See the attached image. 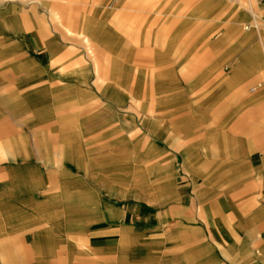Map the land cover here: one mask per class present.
I'll return each instance as SVG.
<instances>
[{
	"label": "rangeland",
	"instance_id": "374dc122",
	"mask_svg": "<svg viewBox=\"0 0 264 264\" xmlns=\"http://www.w3.org/2000/svg\"><path fill=\"white\" fill-rule=\"evenodd\" d=\"M188 1L0 0V20L19 16L27 29L4 38L0 24V76L19 65L46 70L39 85L0 87V117L12 126L0 120V164L46 158L58 166L82 155L103 174L84 180L100 209L130 206L144 216L170 214L173 180L218 187L264 176V15L251 0ZM241 64L248 71L237 69L232 85ZM38 168L32 175L44 180L8 208L36 215L24 229L53 219L57 185L46 179L57 174ZM83 170L92 175L89 164ZM4 216L0 264H37L33 242L9 236L14 224Z\"/></svg>",
	"mask_w": 264,
	"mask_h": 264
},
{
	"label": "crops",
	"instance_id": "0c3cea01",
	"mask_svg": "<svg viewBox=\"0 0 264 264\" xmlns=\"http://www.w3.org/2000/svg\"><path fill=\"white\" fill-rule=\"evenodd\" d=\"M189 3L193 0L188 1L187 7ZM251 3V8L264 15V0H251ZM18 20L19 16L0 20V24L6 26L1 31L2 37L13 39L24 30L27 32L25 28L19 29ZM19 66L17 73L2 68L1 88L39 85L43 77L38 73L46 72L44 65ZM237 69H241V73L248 71L244 65H238L235 80L227 78L232 85L238 82ZM7 98L10 104L15 103L11 93ZM34 98L38 100L39 94ZM233 98L228 102L234 101ZM5 119L1 115V126L7 129L10 125ZM15 139L11 141L12 146ZM16 149L26 152L18 144ZM38 162L35 164L24 158L0 164V202L3 203H0V213L5 214L7 222L14 224L7 231L9 236L18 232V237L26 234L33 242L34 263L264 264V176L250 180H219L218 187L214 180H177L176 183L173 180L172 190L177 194L173 195L170 214L158 209L155 214L144 216L140 210L137 215L135 208L130 206L100 209L95 204L99 195L93 193L84 180H98L103 175L96 169L97 162L84 161L82 155H75L58 166L46 158ZM40 163L47 168L45 174L47 170L49 176L57 174V177L46 179V185H57L48 189L51 210L47 218L53 219L50 225L24 229L20 226L25 220L36 215L27 208L26 213L16 217L8 213V208L19 205L23 195H32L35 180H44L32 175L33 171L39 172ZM88 164L91 176L83 170ZM17 226L19 230H15Z\"/></svg>",
	"mask_w": 264,
	"mask_h": 264
}]
</instances>
